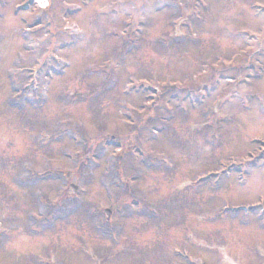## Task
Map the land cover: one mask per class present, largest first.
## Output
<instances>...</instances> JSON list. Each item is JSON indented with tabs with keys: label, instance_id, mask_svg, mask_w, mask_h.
Returning <instances> with one entry per match:
<instances>
[{
	"label": "rangeland",
	"instance_id": "rangeland-1",
	"mask_svg": "<svg viewBox=\"0 0 264 264\" xmlns=\"http://www.w3.org/2000/svg\"><path fill=\"white\" fill-rule=\"evenodd\" d=\"M0 264H264V0H0Z\"/></svg>",
	"mask_w": 264,
	"mask_h": 264
}]
</instances>
